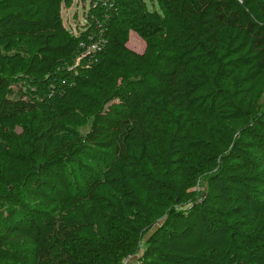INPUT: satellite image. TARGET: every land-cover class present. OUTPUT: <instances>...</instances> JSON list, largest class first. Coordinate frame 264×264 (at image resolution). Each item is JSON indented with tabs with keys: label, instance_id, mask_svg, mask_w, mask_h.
<instances>
[{
	"label": "trees",
	"instance_id": "1",
	"mask_svg": "<svg viewBox=\"0 0 264 264\" xmlns=\"http://www.w3.org/2000/svg\"><path fill=\"white\" fill-rule=\"evenodd\" d=\"M88 1L0 0V264H264V0Z\"/></svg>",
	"mask_w": 264,
	"mask_h": 264
},
{
	"label": "rangeland",
	"instance_id": "2",
	"mask_svg": "<svg viewBox=\"0 0 264 264\" xmlns=\"http://www.w3.org/2000/svg\"><path fill=\"white\" fill-rule=\"evenodd\" d=\"M146 2L147 5L151 4V0H144ZM88 8H90V4L88 0H85L84 3L82 0H74L73 5L69 8V9H63L61 11V17L64 23V26L71 30L73 33H76V31L78 29H83V26L86 23L85 20V15L88 11ZM144 47H145V43L143 40H141L137 34H135L134 32H130L129 33V37H128V43H127V48L136 52V53H142L144 51ZM94 48L95 46H92L89 51L86 52V54L89 53H93L94 52ZM82 58H78L76 59V61L74 62V66H71L67 69V71H71L74 72L75 69H77V67H89V64H81ZM78 129H80V131L84 134L87 131V126L83 127L80 126L78 127ZM20 130L17 129V132H19ZM196 192L200 193L203 190V185L199 184L198 187L196 189H194ZM143 246H140L139 249V253L137 255V259H135V263L138 264V258L140 257V254L142 252V248Z\"/></svg>",
	"mask_w": 264,
	"mask_h": 264
},
{
	"label": "built area",
	"instance_id": "3",
	"mask_svg": "<svg viewBox=\"0 0 264 264\" xmlns=\"http://www.w3.org/2000/svg\"><path fill=\"white\" fill-rule=\"evenodd\" d=\"M90 49V48H89ZM89 49H87V51H89ZM86 51V52H87ZM86 52H85V54H86ZM138 255V254H137ZM137 255H135V256H130V257H128V258H126L123 262H122V264H136L135 263V259H137Z\"/></svg>",
	"mask_w": 264,
	"mask_h": 264
}]
</instances>
